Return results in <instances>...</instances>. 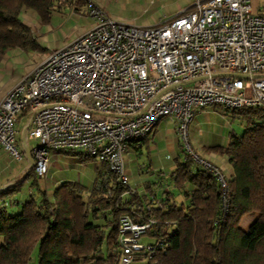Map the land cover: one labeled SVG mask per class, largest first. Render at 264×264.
<instances>
[{
    "label": "built area",
    "instance_id": "built-area-1",
    "mask_svg": "<svg viewBox=\"0 0 264 264\" xmlns=\"http://www.w3.org/2000/svg\"><path fill=\"white\" fill-rule=\"evenodd\" d=\"M87 15L95 21L90 30L52 51L0 101V149L22 163L27 147L38 178L48 176L52 153L66 151L130 186V143L150 137L162 119L175 121L186 141L198 112L264 108V14L252 0H197L149 27L117 22L92 2ZM188 149L219 184L225 212L226 174ZM151 223L121 219L120 264L136 262Z\"/></svg>",
    "mask_w": 264,
    "mask_h": 264
},
{
    "label": "trees",
    "instance_id": "trees-1",
    "mask_svg": "<svg viewBox=\"0 0 264 264\" xmlns=\"http://www.w3.org/2000/svg\"><path fill=\"white\" fill-rule=\"evenodd\" d=\"M89 0H0V57L15 49L41 50L23 14L33 11L44 24L65 4L88 9ZM229 112V111H228ZM234 115L246 120L241 135L213 152L226 156L231 200L224 212L219 184L187 151L177 159L170 177L153 182L145 193L124 185L106 166L97 168L90 192L79 183L59 185L52 198L44 189L21 202L16 196L33 179L34 167L20 181L0 187V264H120V221L131 216L150 224L134 264H264V108H242ZM149 138V137H148ZM148 138L130 143L140 151ZM82 161L94 160L77 152ZM175 189L183 200L179 202ZM134 190V191H132ZM246 217H255L247 230ZM160 241L163 242L160 245ZM167 245V246H166Z\"/></svg>",
    "mask_w": 264,
    "mask_h": 264
},
{
    "label": "rangeland",
    "instance_id": "rangeland-1",
    "mask_svg": "<svg viewBox=\"0 0 264 264\" xmlns=\"http://www.w3.org/2000/svg\"><path fill=\"white\" fill-rule=\"evenodd\" d=\"M252 7L257 14H264V0H252ZM112 10L117 14V17L124 19L125 22L121 23L129 24L128 21L131 20L133 25L138 27L153 26L158 23L160 16H163L164 14L169 15L171 12L169 11V5L165 8L162 5L161 9L156 8V10L152 11L149 15H143V11L140 8L131 6L127 8H124L123 6H113ZM103 11L108 14L105 9H103ZM33 13V11H30L29 16H25V18L36 31V37L41 46V50L21 51L15 49L3 55L8 60H12L10 66L11 71L6 78V82L12 83L11 85H17L16 83H19L23 78L27 77L32 69L43 61L52 51L65 48L95 25V21L88 15L74 14V11L68 8L63 9L60 13H57L56 16L54 15L49 24L42 23L38 16L33 15ZM1 60L2 58H0V61ZM195 119L197 125L189 126L187 140L185 141L179 136L180 159L185 158L183 151H189L188 145L195 154L202 158L208 157L210 153L209 151L214 148L227 147L231 136L233 134L241 135L247 125L246 120L243 118L234 115L233 112L224 111L219 107L209 109L203 114L198 113L196 114ZM172 139L173 135L171 126H169L168 121H164L155 128L152 139L146 144V146H144V148L140 151H136L133 148L129 150L125 155L124 161L129 182L132 187L139 186V191L145 193L146 185L157 180V174H154L153 172H155L156 168H160L161 163L163 164V162L166 161V143L168 141L171 142ZM36 145L37 142L33 141L30 143L31 148H34ZM152 146L155 148L153 149ZM80 157L81 156L74 157L72 155H60L51 164L52 171L49 173V181L47 180V177L44 179L39 178V186H36L33 184L32 178L28 179L24 182L21 192L16 196L17 200L23 202L30 197L31 193L38 194L39 188L49 192L51 189H54V185L66 182L79 183L86 188L87 192H90L96 180L97 168H100L101 165L95 160L82 161ZM216 159L221 161V163H227L228 161V158L221 154H218ZM11 162L13 165V162H15V165H20L19 162L14 161L12 158L10 159L8 156L0 155V172H2L4 165L9 166ZM227 164L225 166L228 169ZM26 167H28L29 170L31 164L25 162L22 169L17 170L15 176L9 181L12 183L20 181L24 177L23 174L21 175V172H28V170H24ZM226 176H228L227 173ZM157 188L156 184L153 183L152 191L156 192ZM174 193L177 200L181 202V197H178V190L175 189ZM49 195L52 198L53 193L50 192ZM254 220L255 217H246L242 222V228L247 230ZM142 241L147 242L148 236H144ZM31 264H38L37 252H34Z\"/></svg>",
    "mask_w": 264,
    "mask_h": 264
},
{
    "label": "crops",
    "instance_id": "crops-1",
    "mask_svg": "<svg viewBox=\"0 0 264 264\" xmlns=\"http://www.w3.org/2000/svg\"><path fill=\"white\" fill-rule=\"evenodd\" d=\"M89 1L94 3L95 5L103 8V9H105L108 12L109 17L117 20L118 22H125L124 19L116 16L117 14L115 12H113V10H112L113 6H123L124 8H127V7L131 6V7H135V8H140L143 11V15H149L152 11H155L156 8L157 9H161L162 5L164 6V8L169 5V8H170L169 11H171L170 14L169 15L164 14L163 16L166 15V16H169V17H173V16H176V15L180 14L181 12L191 8L195 4V2L197 0H89ZM67 8L71 9L72 11H74V14H80V15L87 16V9L85 10V8H83V11L75 10V7L73 5L65 4V6H63L62 10L63 9H67ZM29 12L30 11L24 12L23 17H24L25 23L30 25V23H28L26 21V18H25V16H29ZM60 12H57V13H60ZM57 13H54V15L56 16ZM33 15H36V14L33 13ZM163 16H160L159 20ZM134 20H136V19H134ZM128 22H129V24L133 25L131 20H129ZM32 29H33V27H32ZM33 31H34V33L36 35L37 34L36 31L34 29H33ZM18 50H21V49H18ZM21 51H25V50H21ZM0 58H2V60L0 61V101H1V99L14 87L15 84L11 85L12 83H9V82L7 83L6 82V78H7L8 74L11 71L10 70V66H11V61L12 60H8L4 56H2ZM33 69H32V71H33ZM3 90H6V91H3ZM208 110H205V111H202V112H198V113L203 114V113L207 112ZM27 121H28V117L27 116H24V117H22L19 120V122L17 124V128H18L19 131H23L24 130V126L26 125ZM164 121H168L169 122V126H171V130H172L173 139H172L171 142L168 141L166 143V147H165L166 148L165 150L167 152V156L165 158L166 161H164L163 164L161 163L160 168H156L155 172H153L154 174H157L156 175L157 176L156 177L157 180H155L154 182H157L158 179L161 178V177L162 178L163 177H165V178L170 177L171 173L176 170L177 159L179 158L180 137H179V134H178L177 123L175 121L171 120V119L166 118V119H162L159 122L158 126L161 123H163ZM191 125H197V122H196L195 118H194L193 122L190 124V126ZM152 136H153V134L148 138V141L146 142V144H148V142L152 139ZM146 144L144 146H146ZM178 146H179V149H178ZM152 148L154 149L155 147L152 146ZM209 152L210 153H209L208 157H203V158L206 159V160H210L215 166H218L220 169H222L225 172V174L227 173L228 176H231L233 174V168H232V165L229 163V161H227L228 164L225 163V162L221 163V161H218L216 159L217 155H218L217 153H215L213 151H209ZM0 155L6 156V157L8 156V158L11 159L9 154L7 152H5L3 149H0ZM60 155H68V154L61 153V152H55V153H52L50 155L49 173L52 171V167H51L52 162L55 161V159H57ZM173 161H175V162H173ZM25 162H27L28 164L30 163V161L27 158V156L25 157V161L23 163L20 162V165H15V162H13L14 165L12 164V162L9 164V166H5L4 165V168H3L2 172H0V187L1 188L7 187V186L13 184L9 180H11V178L15 176V174L17 173V170H19V169L21 170L22 169V166L24 165ZM226 164L228 165V169L225 166ZM11 168H12V170H11ZM29 169H30V167H29ZM24 170H28V167H26ZM28 172H29V170H28ZM28 172H21V175L23 174V176L25 177ZM49 179L50 178H49V174H48L47 180L49 181ZM7 181H9V182H7ZM16 182H18V181H16ZM61 184L62 183H58V184L54 185L55 186L54 189H51L48 192V194H50V192L53 193L54 190ZM146 186H148V185H146ZM133 188L139 190V186L138 187H133ZM161 190L162 189H159L158 193H160ZM180 197H181V201H182L183 197L182 196H180Z\"/></svg>",
    "mask_w": 264,
    "mask_h": 264
},
{
    "label": "water",
    "instance_id": "water-1",
    "mask_svg": "<svg viewBox=\"0 0 264 264\" xmlns=\"http://www.w3.org/2000/svg\"><path fill=\"white\" fill-rule=\"evenodd\" d=\"M25 148H26V155H27V158L29 159L30 164H31V167H30L29 171H31V170L33 169L34 160H33V158L31 157L28 148H27V147H25Z\"/></svg>",
    "mask_w": 264,
    "mask_h": 264
}]
</instances>
